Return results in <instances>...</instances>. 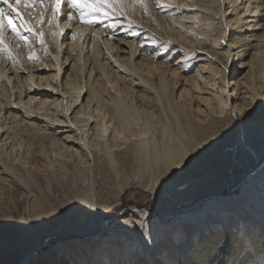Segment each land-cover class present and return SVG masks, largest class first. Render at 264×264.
Wrapping results in <instances>:
<instances>
[{
	"label": "bare ground",
	"instance_id": "1",
	"mask_svg": "<svg viewBox=\"0 0 264 264\" xmlns=\"http://www.w3.org/2000/svg\"><path fill=\"white\" fill-rule=\"evenodd\" d=\"M171 2L184 7L179 11L175 8L167 10L175 19L170 21L162 18L159 9L151 3L148 14L135 9L130 18L139 26L136 30L139 35L130 36V41L109 39L112 35L106 36L101 26L87 29L83 38L77 36L75 41L68 30L67 38L61 35L56 42H52L51 36H46L50 55L44 57L38 43L36 51L49 65L47 70L27 61L26 49L19 60L26 72L16 73L10 62L0 59V129H3L0 131V147L12 146L29 158L30 147L37 143L40 155L69 161L77 159L79 163L73 176L77 183L84 186L81 197L88 204L93 201L97 204L93 192L96 178L102 182L114 180L120 196L129 182L136 181L147 186L145 181L149 179V161L153 166L158 160L161 165H166L172 162V154L183 155L194 149L196 144L205 141L211 143L217 136V126L227 118L226 114L221 115L216 100L220 96L216 90L220 82L213 72L219 71L221 63H231L233 59L239 63H232V70L237 68L232 74L246 70L229 81L238 85L232 89V94L239 96V99L231 102L233 107L242 106L245 100L251 99L253 92L261 95L264 88V33L233 35L225 48L217 41L227 35L228 29L223 27L224 23L231 24L235 17L228 20L220 17L222 8L217 5L223 0ZM65 8L66 5L62 4V14ZM184 20L189 22L184 23ZM123 22L126 24V20ZM63 23L61 20V27ZM78 27L86 26L73 24L72 30ZM91 31L97 32L95 43L92 42ZM8 35H11L10 32ZM150 36L161 41L171 40L173 44L170 48L182 46L192 54H181L175 50L176 67L158 63L154 56L145 53L147 49L140 50L139 46L144 42L136 44L138 39L147 40ZM241 48L246 59L241 58ZM108 52L112 53L111 57ZM205 53H210L211 57L216 58L215 61ZM52 56L60 61L59 72L55 69L56 62L51 59ZM192 60L193 64L186 67L185 63ZM194 68V74L185 75ZM9 80L13 83L9 84ZM51 89L56 91L52 92ZM223 98L228 100V97ZM17 104L22 107L16 108ZM55 121L63 123L57 124ZM214 145L205 151H211ZM165 147L169 150L168 157L164 155ZM203 152L187 168L199 161ZM250 156L257 162V169L238 182L244 187V200L250 203L248 209H238L243 204L235 198L236 194L203 195L194 202L195 207L191 206L182 213V219L187 217L195 223L190 229H178L176 238L179 242L186 235L193 240H199L201 235L209 241L216 240L225 229L238 231L246 224L259 228L264 215V160L255 154ZM187 168L174 175V180ZM13 169L14 166L11 168L0 164V174L7 176H0V180L8 184L9 178L17 176ZM136 176H140L139 181ZM31 204L36 213L40 212L36 208V199ZM206 210L225 214V218L211 224L210 227L214 229L210 231L216 233L211 232L210 236L207 235L210 231L206 230L210 228L209 224L201 223ZM243 214L247 217L244 218ZM109 222L101 220L98 234L92 230L79 236L91 241L81 243L80 247H86L90 254L97 251L95 258L102 255L98 251L106 245V242L97 240L98 236L104 231L107 232L104 239L117 236L116 226ZM205 226L206 229H202ZM256 239L258 242V237ZM45 243L40 237L21 257L34 255ZM129 243V248L133 249L132 241Z\"/></svg>",
	"mask_w": 264,
	"mask_h": 264
},
{
	"label": "snow or ice",
	"instance_id": "2",
	"mask_svg": "<svg viewBox=\"0 0 264 264\" xmlns=\"http://www.w3.org/2000/svg\"><path fill=\"white\" fill-rule=\"evenodd\" d=\"M150 3L160 10L170 11L175 8L179 11L181 7H184L174 5L171 0H0V59L10 62L11 68L16 73L26 72L24 65L19 63L26 49L27 61L47 70L49 65L44 63L36 51L38 43L44 57L50 55L46 36H51L52 42H56L61 35L67 38L66 30H68L71 33V39L75 41L77 36L83 38L87 29H94L97 26H101L104 31L108 28L119 29L126 35L138 36L139 32L133 29L139 26L130 18V14L137 8L148 14ZM62 4L66 5L63 14ZM217 6L222 8L220 17L226 20L235 17L231 24L224 23L223 27L228 29L227 35L217 41L225 48L228 47V39L233 35L264 33V0H231L230 3L228 0H223ZM61 20L64 21L63 27L60 24ZM125 20L126 24L123 22ZM73 24L86 27H78L73 31ZM114 35L108 38L113 39ZM91 37L92 42L95 43L97 32L91 31ZM147 42L161 44V39L150 36ZM172 44L171 40L163 41L160 51L164 56H168L173 51L169 47ZM237 47L239 48L240 45L238 44ZM240 50L241 58L246 59L243 49ZM176 51L192 54L182 46ZM205 55L213 61L216 59L211 57L210 53H205ZM108 56L111 57L112 53L108 52ZM160 58L163 59V57ZM51 59L56 62L55 69L59 72L60 61L55 56ZM172 59L175 57H170L166 62H171ZM232 63H239V61L233 59L231 63H221L219 71L213 72L216 80L220 82L216 89L220 92V96H217L216 100L219 103L221 115L226 114L230 121L227 126L211 143L205 141L196 144L194 149L183 155L172 154L171 163L161 165L158 160L153 166L149 161V179L145 181L148 188L152 189V199L149 202L143 205L134 203L135 198L144 191L141 189L140 192L130 196L127 203L123 200L119 204L113 203L105 213H102L111 216L117 222L116 226L132 241L133 251L119 264H264V215L261 217L259 229L251 224H246L238 231L225 229L222 234H218L216 240L212 241L204 235H201L199 240H193L186 235L183 243L177 246L172 239L177 231L176 226L155 211L157 203L166 195L164 191L166 185L174 175L187 168L196 157L215 144L217 140L230 138L231 147L238 155L255 154L264 160V95L253 92L251 99L245 100L242 106H231L232 101L239 99L238 95L232 94V89L238 85L229 83L233 79ZM7 82L13 83L11 80ZM51 91L55 92L56 89H51ZM223 97H228V100ZM76 103L79 104V101ZM15 107L21 108L22 105L17 104ZM55 123L60 124L63 121H55ZM72 127L75 128V125ZM81 143L84 142L81 141ZM165 143L167 144V141ZM168 151L165 147L166 157H168ZM136 180L139 181L140 176H136ZM127 191H132V189L129 188ZM76 207L93 215L100 212L99 206L95 205L94 201L89 205H84L79 200H74L60 208L56 214L51 216V219ZM93 209L96 211L94 212ZM46 223L48 219L34 217L30 213L20 218H0V264H114L110 260L70 259L68 258L69 253L52 248L41 249L28 258L8 259V256L21 246L22 241L17 232L9 233L5 230L6 227L14 230H30ZM221 256L226 258L219 259Z\"/></svg>",
	"mask_w": 264,
	"mask_h": 264
},
{
	"label": "rangeland",
	"instance_id": "3",
	"mask_svg": "<svg viewBox=\"0 0 264 264\" xmlns=\"http://www.w3.org/2000/svg\"><path fill=\"white\" fill-rule=\"evenodd\" d=\"M158 12L161 13L162 18L168 21L175 20L167 10L159 9ZM183 22L188 23L189 21L184 20ZM137 29L138 28H135L133 30L136 31ZM119 33H123V31L119 29L117 31L108 29L105 31L106 36H113V34H115L114 39L123 38L128 41L132 40L130 35ZM147 41L148 39H138L136 44L138 42H144L140 44V50L147 49L145 53L148 56H154L156 62L162 63L163 65L168 64L174 67L177 66V61L175 59H172L171 62L166 61H168L170 57L176 58L174 51L178 49L176 48L178 46H172L173 51L169 53L168 56H164L163 52L160 51L163 41H161V44H151ZM160 57H163V59ZM193 61L194 60L187 61L185 66L188 67L192 65ZM233 70H237V68ZM195 71L196 68L190 72H185V75L190 76L194 74ZM245 71L232 74V77H238ZM261 95H264V88L261 91ZM229 122L227 117L223 120L222 125L217 126L215 132L217 136L222 131L221 128L226 127ZM30 150H32L31 154L29 158H27L20 154L19 149L14 150L12 146L0 147V164L11 168L14 166L15 169L13 170L17 174L14 178H9L8 184L0 180V218H20L30 213L34 217L41 216L48 219V223L30 230H14L10 227H6L5 230L9 233L17 232L22 241L21 246L13 254H10L8 259L21 257L22 253H24L35 240L43 237L46 243L41 249L52 248L62 250L70 254L68 256L70 259L74 258L81 261L93 260L92 257H94L97 251L90 254V251L86 247H80L81 243L83 244L87 241L89 243L91 241L85 237L79 238V236L92 230H94L93 232L95 234H98L101 220H108L112 226H116L117 222L111 216L102 213H105L107 209L115 203L117 198H119V200L116 204H119L121 200L127 203L130 196H133L136 192H140V190L143 189L144 191L140 192V195L135 198L134 203L143 205L152 199V189L136 181L129 182L127 186H124V192L118 196L119 189L114 180L111 182H102L96 178L93 192L98 200L95 205L99 206L100 212H96V214L93 215L88 211H83L81 208L76 207L56 215L55 219H51V216L56 214L60 208L64 207L70 201L79 200L82 204L89 205L86 203L84 197H81L84 186L82 187V184L77 183L73 176L77 168V163L79 162L77 159L69 161L67 159H55V157L52 156L48 158L40 155V146L37 143L33 144ZM203 154L204 155L199 161L194 164L195 166L193 165L187 168L183 173H180L175 180L173 177L168 182L164 189L166 193L165 197L157 203L155 211L176 226V232H178V229L186 230L191 228L194 221L189 220L187 217L182 219V213L191 206L195 207L196 205L194 202L203 197V195L221 193L225 196H231L236 194L235 198L243 204L242 206L239 205L238 209H248L247 206H250V203L244 200L246 197L243 190L244 187L239 185L238 182L247 177L253 169H257V162L255 159L250 155L242 156L235 153L231 147L230 138L217 140L212 150L204 151ZM20 158L21 160H19ZM28 173H30V175H28ZM0 176L7 178L4 174H0ZM20 180L23 182H20ZM129 188H131L132 191H127ZM34 199H36L37 203L36 208L40 211L38 213L34 211L35 207L32 208L31 203ZM208 199H211V197H208ZM199 202L198 204H200ZM93 211L95 212L96 210L93 209ZM241 213L243 212H240V214ZM203 214L201 223L203 224L206 222L205 224L208 223L209 227L212 226V223L214 224L220 219L225 218V214L211 213L207 210L204 211ZM243 217L245 218L247 215L243 214ZM206 227L207 226L202 227V229H206ZM114 229L118 231L115 237L107 236L106 239H104L107 234L105 231L98 236L99 239L97 240L106 242V245L103 249L98 251L102 255L99 258L94 257L95 261L110 260L114 262V264H119L120 261L126 259L133 251L132 248H129V242L131 240L128 235L117 226L114 227ZM212 229L214 228L210 227L206 230L210 231ZM176 232L172 239L176 245H180L183 241H178ZM211 232L212 231L207 235L210 236ZM213 233L216 232H212V234ZM75 241L78 242L76 243Z\"/></svg>",
	"mask_w": 264,
	"mask_h": 264
},
{
	"label": "water",
	"instance_id": "4",
	"mask_svg": "<svg viewBox=\"0 0 264 264\" xmlns=\"http://www.w3.org/2000/svg\"><path fill=\"white\" fill-rule=\"evenodd\" d=\"M236 188V187H235Z\"/></svg>",
	"mask_w": 264,
	"mask_h": 264
}]
</instances>
